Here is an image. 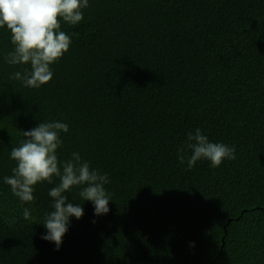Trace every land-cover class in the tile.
Segmentation results:
<instances>
[{
	"label": "trees",
	"instance_id": "obj_1",
	"mask_svg": "<svg viewBox=\"0 0 264 264\" xmlns=\"http://www.w3.org/2000/svg\"><path fill=\"white\" fill-rule=\"evenodd\" d=\"M83 17L61 21L70 49L39 89L10 79L30 66L5 62L0 28V264H264V0H89ZM51 121L69 128L59 161L78 152L110 194L97 217L65 193L84 215L58 251L41 237L59 178L30 204L4 183L20 130ZM197 128L235 159L189 170Z\"/></svg>",
	"mask_w": 264,
	"mask_h": 264
},
{
	"label": "clouds",
	"instance_id": "obj_2",
	"mask_svg": "<svg viewBox=\"0 0 264 264\" xmlns=\"http://www.w3.org/2000/svg\"><path fill=\"white\" fill-rule=\"evenodd\" d=\"M88 7L89 0H0V28L6 27L10 32L14 48L5 62L12 66H30L23 72H15L10 79L22 81L24 87L33 89L49 83L54 75L50 66L59 62L71 45V37L61 30V21L79 24L84 18L83 10ZM20 131L24 139L10 152L16 166L13 174L4 178V183L22 204H30L34 202L35 185L45 181L52 184L54 177L59 178V183L49 191L54 210L46 214L43 226L47 234L41 237L54 243L58 251L69 230L70 218L80 220L84 215L82 204L67 202L65 193L79 187L80 199L93 204L94 215H106L110 211V194L105 189L108 175L91 169L78 152H73L67 161H59L57 150L62 146L61 133L69 131L66 123L44 122L31 130ZM187 141L186 148L191 151L187 158L189 170L200 160L209 161L215 169L225 160L235 159V146L210 142L199 128L188 133ZM184 152V147L178 152L182 164L185 163ZM23 218L31 219L29 208H24Z\"/></svg>",
	"mask_w": 264,
	"mask_h": 264
}]
</instances>
